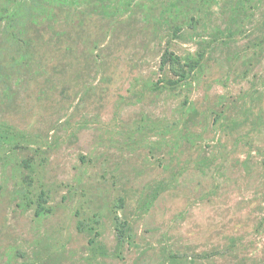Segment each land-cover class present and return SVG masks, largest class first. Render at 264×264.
Segmentation results:
<instances>
[{"label": "rangeland", "instance_id": "obj_1", "mask_svg": "<svg viewBox=\"0 0 264 264\" xmlns=\"http://www.w3.org/2000/svg\"><path fill=\"white\" fill-rule=\"evenodd\" d=\"M0 264H264V0H0Z\"/></svg>", "mask_w": 264, "mask_h": 264}, {"label": "trees", "instance_id": "obj_2", "mask_svg": "<svg viewBox=\"0 0 264 264\" xmlns=\"http://www.w3.org/2000/svg\"><path fill=\"white\" fill-rule=\"evenodd\" d=\"M174 55L173 54H169V53H166L163 57V60H162V65L163 66H167L169 65L170 63H172L174 61L173 59ZM176 61H178V58H175Z\"/></svg>", "mask_w": 264, "mask_h": 264}]
</instances>
